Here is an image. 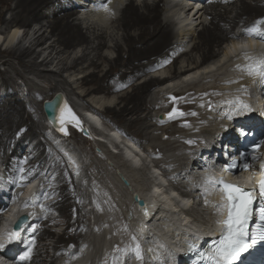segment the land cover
I'll return each mask as SVG.
<instances>
[{
    "label": "bare ground",
    "instance_id": "obj_1",
    "mask_svg": "<svg viewBox=\"0 0 264 264\" xmlns=\"http://www.w3.org/2000/svg\"><path fill=\"white\" fill-rule=\"evenodd\" d=\"M11 1L13 0H0V23L6 22L5 15L8 12V10L11 8ZM16 1L17 2H15L16 4L14 6L11 19L8 21L9 22L8 24L10 26L8 37H6L4 40V41L8 40L6 41L7 44L10 43L11 46V44L13 43L14 45V42H17L19 36L20 39L22 38L19 44L22 41L24 42V40L29 37L28 35L31 27H29L28 30L24 32V34L22 32L24 31L22 27L29 26L35 21H39L40 23L43 24L38 29V31L34 33V36L36 37L30 42V44H28V46H23L18 48L11 46L10 48H5L4 50H2V48L0 47V60H2L3 63L7 64L8 66L7 70L0 72V79H1V83L6 86L9 92L13 90L15 91L17 90L16 85L12 83V79L8 74L9 68H11L13 71H18L16 70L17 67H15L13 60H16L24 71H27L28 73H31L38 78H42L45 80L48 79L50 81L53 79V76L55 77L62 76L65 70L67 71L70 69H76L77 67H80L79 65H84L85 62H88V66L92 67L90 68L92 70L86 75H84L81 78V81H79L81 85L82 84L87 85L88 88L85 95L80 94V97L83 99L93 93L96 94V93L105 92L108 94L116 91L117 92L121 91L122 89L126 88V86L133 85L134 82L140 79V77H142L143 75H147L153 66L155 65L158 66L157 62H161V61L164 62L166 60L170 61L167 63L165 62L164 65V67H170V70H173L168 76L157 77L156 75H152L151 77L146 78L143 81L136 84L135 86H133L131 91H128L126 93L124 92L123 94L120 95V102H123V106H118V105L105 106L104 111L106 114L111 115V118H113V120H115L117 123L125 124V127L127 129L125 135H122V133H120L119 130H117L116 128L104 127L101 118L97 114V112H99L97 107L90 108L88 106L87 108H83L81 111H79V113L75 109V112L83 121L84 129L88 131V133L81 131L79 132L83 135L84 138L87 139L93 138V141L96 144V146L94 147L98 152H100L101 150L97 145L107 150L108 152L107 157L110 158L109 162L111 163V165H113L114 163V165L111 167H116L115 178L120 179V181L122 180L121 178L122 174H124L127 178H131V179H133L132 177L135 178L138 177L139 180H141V176H143L138 173H136V175L134 173H131L130 170L134 171L133 170L134 166L128 160L126 156V152H133V154L135 155L136 153L134 151L133 144H135L136 147H139L140 146L138 145L139 143H143L145 139L151 137V133L153 131L151 130V127L153 123L151 122L152 115H150V112L152 109L160 107L158 100L150 95L151 90L154 88L160 89L161 86H163V88L165 87L171 93L172 90L170 88L175 85L172 83L173 80L177 78L182 79L183 77L184 78L192 77L190 76L191 74H193L192 79L187 81L182 80L183 83H187L188 85L190 81H194L193 79L197 80L194 83L202 82L200 78V76L202 77V75L201 74L197 75L198 74L197 72L200 71V69L202 68L208 69L212 67V66L202 67V65H204L205 63L207 65V61L213 60L216 57L218 58L221 57L220 52L216 51L215 47L220 46L221 44H223V42L228 41L229 38L231 39V37L237 38L241 36L240 34H246V32L234 30L237 26L240 25V28L245 29L244 31H247V29L251 28L256 24L257 20H259L260 18H264V0H252V1L213 0L209 2L207 6H204L199 10L195 9L193 11V13L197 15V17H199V15L202 14L201 12L202 10H204V13H206L207 15L210 14L211 17L210 25H206L205 23L202 22L203 28L197 33L196 36L197 41L194 43V45H192L191 48L189 49L183 50L182 48L174 52V50L178 47V45L180 44L185 45L186 43H188L187 40L189 39V37L192 38L195 35L196 30L195 31L191 30V32H188L186 30L188 28L187 26H185L187 20L191 19L190 16L192 15L191 11L193 8H185V6H181L180 9L181 16L184 13L186 15L185 17H181L183 18L182 21L179 20V24L180 22H182L180 24V26L181 25L182 26L179 28L182 29V34L180 32V35H174L173 34L174 29L171 28L173 26L171 25V23L173 24V21L175 22V20H173L172 17L169 16H166L170 19L168 20L166 18L168 21H163V18H161L162 12L164 11L165 13L166 9L164 7L167 3V0H153V1L129 0L128 3L124 6L125 8L121 13L122 14L121 17L116 21L119 29L123 30L124 43L127 45V48L125 49L126 51L122 53L121 50L122 45L120 42H117L115 46L117 47L116 49H118V55L110 60L109 69H107L106 71L100 74L101 70H100L99 58L102 55L100 50L103 46L107 44V40H106L107 35L104 33H98L96 31L89 32L88 34V32H85L82 29L83 28L82 22L79 23L78 21H76L77 17H73L75 14L78 15V12L81 11L82 9L79 10L75 9V7L77 6L75 7L70 6L68 9H62L56 6V2L59 0H16ZM90 1L91 0H89V3ZM109 1L110 0L106 1V3H108ZM118 1L119 0L113 1L109 5L111 11L114 8V6H116V3H119ZM140 2H142L143 4ZM79 4H80L79 7H83L81 3ZM172 4L177 5V3H172ZM235 8H237V11L235 10ZM233 10L236 11L237 19H233L230 16V14H228L230 11L232 12ZM96 13H98L99 14L98 16H100V18L102 19H107L110 15V13L105 12L104 9ZM178 17H180L179 14ZM191 23L189 24L190 27L193 25ZM186 24L188 25V23ZM42 29L44 30L42 33H40ZM88 30L91 29L89 28ZM185 30L186 32H184ZM0 32H2V30ZM178 36L180 38H178ZM48 38L49 39L53 38L52 43H50L49 46L45 48V49H50L49 55L44 57L43 60L39 61L43 53V50L37 51L36 49L44 45V43H47ZM252 39L253 38H243V39L232 40L231 43L230 42L228 43L226 52L224 53L225 57H232L233 59L238 58L236 59L235 66H237L238 64L244 65L246 63L244 58L238 55V53H229L228 49L232 44L240 43L244 40L251 41ZM0 41H1V37H0ZM80 43L85 44V50L81 56L74 58L70 63H67L66 61L65 64L67 66L61 65L64 63L66 59L60 58L59 61L57 62V66H59L57 70H50L51 67L50 69L47 68L48 64L54 63L57 58V56L51 57V59L48 60V58L53 54L54 51H56V53L61 54L62 51L64 50L66 51L70 47H74L76 49L77 47L76 45ZM198 55L202 57L201 61L197 60ZM182 62H186L187 64L183 67H180L179 64H181ZM121 67H125L126 69L122 70ZM235 70L238 69L236 68ZM261 80L263 79L259 80L258 78L256 83L260 85ZM60 82L61 84H63V86L61 85L62 87L59 88H56L58 85L43 87V86H35L34 84H31L30 86L31 98H33V100L35 99L36 102H40L42 100V104H43L45 99L52 98L49 97V95H51V92L53 90H54V92L52 93L53 96L58 91H61L65 94V96L66 95L68 96L67 89L65 88V85L67 84L68 80L63 79ZM190 84L193 83L190 82ZM212 90H215V88L207 87L202 89H196L190 86V88H187L186 90H181V91L178 90L177 92H175L173 95L186 97L185 100L179 101V105L180 108L185 113H189V115L185 116L184 118L170 121L171 124H169V126L166 128L167 135L171 136V138L174 136L178 137L179 138L178 142H183V143H185V140L187 139L197 140V137L194 136L191 137L186 135L181 137L178 134V131L180 128L186 127L183 126V120H187L189 122L191 118L194 117L190 115L191 112L193 111L198 112V108L196 106L194 98H198L203 93ZM160 92H162V90H160ZM67 96L66 98L69 104L71 106H74L72 105L73 101H71V99H69ZM249 97L248 99L245 100V102L250 104L252 108H254L255 105H261L264 102V98L262 96L261 97L257 96L254 98L252 93H249ZM18 98H20L19 93L15 94L14 96H11V98H9L7 101H3L2 102L3 104H0V147L3 149L4 155H6L7 163L9 165L11 164L13 170L16 171L17 173L20 166H24L32 171L35 168V166L32 164V161H30L29 158L27 157L26 150L25 151L23 150L24 147H26L25 144H28L29 147V144L31 142L30 146L32 148L30 147V149L33 152L34 149H38L40 147V143H41L39 140L37 141L36 144L34 145L32 144V139L41 132L39 129L40 127L38 128L36 126V121L33 117V110L30 109V106L28 104L23 103L22 101H19ZM210 100L213 103H215L213 98H211ZM33 106L35 105L33 104ZM147 111L148 113L146 115H143V113ZM226 111H228V107H226L224 113ZM92 116H95L97 118L99 124H97L95 121L91 119ZM241 116L242 115L233 117V119L235 118L233 120V123L238 121ZM164 121H168L166 117ZM233 123L232 120H229V123H227L226 126V131ZM224 124H226V122ZM101 127L105 129L107 133L100 132L99 128ZM190 127L187 126L186 128H190ZM218 127H219L218 130L214 131L213 134L210 133L204 134L203 138L205 140L204 143L201 144L202 146L201 149L205 153L209 152L210 149L209 146L210 144L213 143V140L219 137L221 133L226 132L225 127L223 129H220L221 126ZM72 128L76 129L75 127ZM92 128H95L97 132L93 131ZM21 130H25V131H21ZM18 132L20 133L19 135H17ZM69 133L70 134L67 135L68 136L67 139L71 137V140L73 139L74 142L78 140L82 141L83 143L85 142V140L81 139L78 136L77 132H73V129H70ZM113 133H115L116 135L113 136ZM53 135L55 136L56 139H58L56 142H58V146L61 149V152L59 153L60 154L62 153L69 160V162L74 163L76 166V170L79 171L82 165L80 163H83L81 162L83 157L80 154V152L70 145L71 142L70 143L67 141L63 142V136L60 134V132L53 133ZM75 139L77 140L75 141ZM167 147H171L175 150L174 146L167 143L165 146H156L155 151L153 152L155 154L161 153L165 149H167ZM22 150L23 153L20 154ZM43 150L44 151L41 154L39 153L37 155L38 156L37 160L46 159L51 153L50 147L48 146H45ZM18 154H19V158L16 157V155ZM12 156H14V159H11ZM105 158L106 157H104V159ZM111 161H113V163ZM145 162L146 160L143 159L141 167L139 168L135 167L134 169L139 170V169L147 168ZM160 163L162 167H166V165H168L164 161H160ZM182 168H180V170L178 169L180 171L179 174L182 172H191V169H194L192 166L190 168H183V169ZM151 172H149V174ZM155 172L159 174L157 176L152 172V175L155 176L156 179L163 178V176H161V172L159 171V169H156ZM208 173L209 175H211L210 172ZM62 180L63 179L60 178V184L57 189L55 188L56 191L54 190L58 198L57 200H54V202L51 203H54L57 207L60 208L62 215L65 217L68 223V226L66 232H64L62 235L58 234L57 236L59 242L62 243L58 244L60 245L59 251L54 254L55 257L53 260H51V262L53 263L55 262V258H58L61 254H64L66 249L67 250L70 249L67 247L68 242H74L78 244V241L80 240L81 235L83 234V230H82L83 216H81L82 214L80 212V200H78V198H80L81 196H77L76 201L73 202L78 204L77 206L79 208V212L77 214L76 213L74 214L70 207V201L73 192L72 190H68L70 189V185L68 184L65 185L61 183ZM163 180L166 181L167 179H163ZM142 182L143 181H141V183ZM194 182L195 184H197L198 187L197 189L199 190L200 187L199 185L201 184H199V181H194ZM120 186L122 188L125 187L123 186V184H121ZM143 186L145 187L138 188L137 190H133V192L131 190V185L129 186L128 191H131V195H130L131 198L124 212V221L132 227L133 234L137 235V237L141 240L143 245L146 246L145 247L146 251H144V264H166V262L164 261L165 254L171 253V249L173 248V245L175 247L177 246L182 247L184 244L183 240L187 239L189 234L201 233L204 230H206L204 224L209 221V218H206L204 219V221H201L198 220L199 218H196L194 216L195 217L194 220L192 219V217H190L192 215L190 211H186V214L180 217V215L182 214L180 210H186V208L182 207V204H185L184 203L185 201L191 203L192 200L180 198L178 192H176L175 190L168 191L166 187L162 186L161 184H158L157 181H155L153 186L150 185L147 186L146 182ZM155 187L161 188L162 196L165 197L166 199L161 198V196L148 195V193L151 192V190ZM208 187L211 188V186ZM136 192L138 193L139 197L146 199L149 212L154 214L153 217H151V219L145 218L143 216L141 208L137 206V204L134 202L132 195ZM200 192L203 193V191ZM173 193H175L174 196L172 195ZM195 194L197 193L195 192ZM210 194L212 198L215 199L216 192L210 191ZM194 196L191 195L192 198H194ZM178 200H182L181 204H179L182 208L178 205L177 203ZM190 203H188L187 205H189ZM207 206L212 208L211 201H209V204ZM177 207H179L180 210L177 209ZM129 210L132 211L133 217L131 218L132 219L131 221H126L125 215H127V212ZM9 211H11V209ZM8 212L5 214L6 217L8 216ZM169 212H171V214H169ZM73 217L76 218L73 219ZM146 219L147 220L150 219V222L148 223V230L144 232L143 236H141L139 234V229L142 226L141 221H145ZM52 221L53 220L41 224L40 232H38L41 238H44L45 236H47L48 239L49 238L52 239L53 237L56 238V233L52 229H50L49 226V223L50 222L52 223ZM9 226L11 225L9 224ZM206 233L207 231L204 232V234ZM160 234L167 237L168 241L166 240L167 242H162L161 240H165V239L160 238L159 237ZM118 235L119 234H114L116 238ZM147 237L150 239H148ZM153 238L155 239L154 241L151 240ZM149 248H151L152 251L156 252V254L154 255L152 252L151 253L148 252L147 250ZM177 255H178V251H177ZM86 257L87 260H84L85 261L84 263H87L88 261L89 258L88 253ZM37 258L38 255L34 251L32 260L34 261ZM149 258H151V261L149 260ZM33 261H31V264ZM173 261L174 260H171V264L174 263ZM40 263L46 264L45 261H41Z\"/></svg>",
    "mask_w": 264,
    "mask_h": 264
},
{
    "label": "rangeland",
    "instance_id": "obj_2",
    "mask_svg": "<svg viewBox=\"0 0 264 264\" xmlns=\"http://www.w3.org/2000/svg\"><path fill=\"white\" fill-rule=\"evenodd\" d=\"M110 1L108 2V6L113 1H116V0H110ZM128 1L129 0H119L118 1L119 3H116V6H114V8L110 12V15L107 19L100 18V16H98L99 14L96 13V12L101 11V9H100L101 7L99 5V2H96V0H91L90 3H89V0H81V1L80 0H68V1L67 0H59L56 2V6L62 8V9H68L70 6L71 7L77 6V7H75V9H78V10L82 9L81 11L78 12V15L75 14L73 17H77L76 21H78L79 23L82 22V27H83L82 29L85 32H88V34H89V32L96 31L98 33H104L107 35V37H106L107 44L102 47L103 49L101 48V50H100L101 54L103 55V56L101 55V57L99 58L100 70H101L100 74L103 73L104 71H106L107 69H109L110 60L115 58L118 55V49H116L117 47L115 46L117 44V42H120L121 45L123 46V47L121 46L122 53H124L126 51L125 49L127 48V45L124 43V33H123V30L119 29L116 21L121 17V15H122L121 13L123 12V9L125 8L124 6L128 3ZM140 1H142V0H140ZM147 1H150V0H147ZM151 1H153V0H151ZM249 1H252V0H249ZM15 2H17V1L16 0L11 1V8L8 10V12L5 15L6 22L0 23V31L2 30V32H0V37H1L0 47L2 48V50H4L5 48H10L11 46L15 47V48L28 46V44H30V42L36 37V36H34V33L36 31H38V29L43 24V23H40L39 21H35L29 26L22 27V29H24V31H22L23 34L26 30H28L29 27H31V29L29 31V35H28L29 37L27 39H25L24 42L22 41L19 44V42L22 40V38L20 39V36L18 35L19 38H18L17 42H14V45H13V43L11 44V46H10V43L7 44L6 41H8V40H6V41H4V40L6 37H8V32L10 29L8 21L11 19V15L13 13V9H14V6L16 4ZM209 2H211V0L206 2V6H207V4H209ZM79 3H81L83 5V7H79V5H80ZM140 3H142V2H140ZM89 4H91V5H89ZM92 5H93V8H92ZM4 7H5V5H4ZM180 9H181V6H180V8L175 6V8L171 12L173 15L176 14L177 17L179 14L180 17H178V19L180 21H182L183 18H181V17H185L186 15L184 13L181 16ZM235 10L237 11V8H235ZM235 10H233L234 12L232 11L233 13L231 11L228 13V14H230V16L233 19H237ZM192 11H194V10L192 9ZM192 11H191L192 15H191V13H190L191 16L188 15V16H190L191 19L187 20V22H186V23H188V25L185 23V26H187L188 29H186V27H185V29L188 32H191V30H194V31L196 30L195 35L192 38L189 37V39L187 40L188 43H186L185 45L184 44L181 45L180 44L181 42L178 43L180 45H178V47L174 50V52H176L182 48H183V50L191 48V46L194 45V43L197 41L196 36H197V33L203 28V23H205L206 25H210V21H211L210 14L207 15L206 13H204V10H202L201 11L202 14H200L199 17H197V15H195V13H193ZM193 16H195V17H193ZM161 18H163V21L170 20L168 17H166V15H164V11L162 12ZM181 23L182 22H180V24ZM190 23L193 24L191 27L189 25ZM171 25H173V26L171 27ZM171 25H170V27L172 29H174L173 30L174 35H180V32L182 34V29H179V28H178L179 30L175 29V27H174L175 22L174 21H173V24L171 23ZM89 28L91 30H88ZM261 28H263V26ZM19 29H21V28H19ZM43 30L44 29H42L40 31V33H42ZM186 30L184 32H186ZM234 30L246 32V31H244L245 29L240 28V25L237 26ZM176 32H177V34H176ZM240 35H241L240 37L246 36V34H240ZM178 38H180V37L178 36ZM232 40H237V38L231 37V39L229 38L228 41L223 42V44H221L220 46L215 47V50L220 52L222 58L216 57L213 59L214 61L209 60V61H207V65H206V63L204 65H202V67L203 66L204 67L212 66V67L208 68L209 71H205L206 69L202 68V69H200V71L197 72L198 74L202 75V77L200 76L202 82L194 83L197 80L193 79L194 81H190L193 84H190V82H189V84L187 85V83H183V81H185V78L183 77L182 79L177 78V79L172 81V83L175 85L170 88L172 90L171 93L165 87L163 88V86H161L160 89L154 88L151 90L150 95L153 98L158 100L160 107L152 109L150 112V115H152L151 122L153 123L152 127H151V130H153L151 133V137L145 139V141L143 143H139L138 145H140L139 147H141L143 149V151L146 153L147 156H148L149 151H151V152L155 151L156 146H165L167 143H169L175 147V150L171 147H167V149H165L161 153L155 154L153 152L155 154L153 157L148 156L150 159L149 164H152V167H154V169L158 168L159 171L161 172V176L165 177L167 179L166 181L172 187H174L175 185H180L181 183H184L185 185L193 186L195 184L194 181H198V179L196 178V175L198 173L196 171V168H194L195 162H193V161L195 160L194 158H195V155L197 153L204 152L201 149L202 143H199V141L205 140L203 138L204 134H209V133L213 134L214 131L218 130V128H219L218 126H221L220 129H223L224 126H227V123H229V119H227L226 116L224 117V110L227 107V105L225 104L226 101L234 100L237 96H239L242 100L244 99L243 101H245L246 99H248L249 93H252V95L254 96L255 93L257 92V90L254 88H256V85H257L256 81L258 78L253 79L251 77H248L245 72H243L241 69L236 67L235 63H236V59H238V58L233 59L232 57H225V55H224V53L226 52V48L228 46V43L229 42L231 43ZM52 41H53V38L52 39L48 38L47 43H44V45H42L36 49L37 51L43 50V53H42L39 61L43 60L44 57L49 55L50 49H45V48L47 46H49V44L52 43ZM76 46H77L76 49L74 47H70L66 51L65 50L62 51L61 54L56 53V51H54L53 54L48 58V60H50L51 57L57 56V58H56L54 63H49L47 68L50 69V67H51L50 70H57V68L59 67V66H57V62L59 61L60 58L66 59L64 61V63L61 64L63 66V65H66L65 64L66 61H67V63H70L74 58L81 56L85 50V44L80 43V44H77ZM180 46H182V47H180ZM197 60L201 61L202 57L198 55ZM166 61L157 62L158 66L157 65L153 66L154 68L152 67V69L150 70V72H148L147 75H143L142 77H140V79L136 80V82H134L133 85H128V86H126V88L122 89L121 91H118V92L116 91V92L108 93V94L105 92L96 93V94L93 93L84 99L80 97V94L85 95L88 88H87V85H83V84L81 85V83L79 81H81V78L84 75H86L87 73H89L92 70V69H90L92 67L88 66V62H85L84 65H79L80 67H77L76 69H70L67 71L65 70L63 72V75H62L63 77L62 76H58V77L53 76V79L50 81L48 79L45 80L42 78H38L35 75L28 73L27 71H24L21 68V66L17 63V61L13 60L15 67H17L16 70H18V71H13L11 68H9L8 74L10 75V77L12 79V83L16 85L17 90L7 92L6 86L1 83V79H0V92L2 94L0 96V104H3L2 103L3 101H7L9 98H11V96H14L15 94L19 93L20 98H18V100L22 101L25 104H28L30 106V109L33 110V117L36 121V126L38 128L40 127L39 129L41 132L32 139V144L33 145L36 144L37 141H39V140L42 144L40 143V147L38 149H34V151L32 152L30 149V147H31L30 146L31 142H30L29 147H28V144H25L26 147H24L23 150L24 151L26 150L27 157L29 158L30 161H32V164L35 166L33 171H43V173L46 172L48 174V180L46 181V183L51 185V187L47 189V191L50 193L49 199L46 201V203L49 205L48 220H41L40 224H43L44 222H48L51 220H55L56 223L53 224L50 222L49 226H50V229H52L56 233V238L53 237L52 239H50V238L48 239L47 236H45L44 238H41L39 233H38V235L35 234L37 237V247L35 249V253H37L38 258L34 261L32 260L33 261L32 264H42V263H40L41 261H45L46 264H66V262H68V264H82V262H81L82 259L87 260V257L82 258L85 255H87V253L89 254L88 261H87V263H84L85 261H83V264H103L105 259H107L109 262H111L113 259L112 253H113L114 246L119 245L121 248H123L126 245L133 243L131 241V236L134 234L132 231V227L124 221V212H125L128 204H129V200L131 198L130 197L131 191H128L129 188H127V187L122 188L120 186L122 184L121 183L122 180L120 181V179L115 178L116 177L115 176L116 175V170H115L116 167H111L114 165V163H113V161H111L113 163V165H111V163L109 162L110 158L107 157V154H108L107 150L105 148H102L101 146L97 145L103 153L101 151L98 152L96 150V148L94 147V146H96V144L94 143L93 138L92 139L84 138L83 135L78 130H76L72 127L69 128V130L73 129V132H77L78 136L81 139L85 140L84 143L80 140L76 141L77 139H75L76 142H74L73 139L72 140L70 139L71 137L69 138L70 139L69 142H71L72 144H74L75 146H77L80 149L81 155L83 157V159H82L83 161L81 160V162H83V163H80V164H82L81 168H83V171L85 170V172H86V177L84 175V178L87 179V182L85 185H83L82 183H76L73 180L71 173L67 170L64 162L60 160L59 156H55L53 159H51L52 156L50 153L46 159H43V160L38 159L37 160V157H38L37 155L39 153L41 154L44 151L43 149L45 148V146L50 147V149L55 148V147L53 146V144L51 142H49V140L47 138L46 125L44 122V112H43L42 100L40 102H36L35 99L33 100V98H31V96H30L31 95V93H30L31 84H34L35 86H43V87H49L51 85L52 86L58 85L56 88H59V87L63 86V84H61L60 81L63 79H67L68 82L65 85V88L67 89L68 96L67 95L66 96L69 99H71V101H73L72 105H74V106H72V107H73L74 111L76 109L79 113V111H81L83 108H87L88 106L90 108L97 107L98 111H99V112H97V114L101 118L104 127L116 128L117 130H119L120 133H122V135H125L127 132L125 124L121 123L123 125L122 126L121 124H119L115 120H113V118H111V115L106 114L104 111L105 106H108V105L123 106V102H120V95L123 94L124 92L126 93L128 91H131L133 86H135L139 82L143 81L144 79L151 77L152 75H156L157 77L158 76H168L173 70H170V67H164ZM186 64H187L186 62H182L181 64H179V66L183 67ZM7 68H8L7 64L3 63V61L0 60V72L7 70ZM121 68H122V70L126 69L125 67H121ZM236 68L238 70H235ZM190 76L193 77V74H191ZM241 77H243V78H241ZM56 79H58V80H56ZM228 81H235V82L229 83ZM252 83H253V85H252ZM182 84H184V85H182ZM241 85L245 86V90H241ZM190 86L193 88H196V89L214 87L215 90L209 91L208 93H219L218 95H210L207 97L203 96V94H202L198 98H194L196 106L198 108L197 113H199V112L200 113L197 116H194L193 118H191V120L189 121V125L191 126V127L189 126L190 128H186V127L180 128L178 131V134L181 137L186 136V135L191 136V137H193V136L197 137V140L199 139L198 143H197V145H193V146H189L183 142H178V140H179L178 137L174 136L171 138V136L167 135L166 128L169 126V124H171V122L168 120V121H164V123L161 124L160 123L161 119H159V113L160 112H168L171 110L172 105H171L170 101L168 100L169 94L173 95L178 90L179 91L186 90L187 88H190ZM160 90H162V92H160ZM165 90H167V91H165ZM53 92H54V90L51 92V95H49V97H53V94H52ZM260 95H261V92H260ZM260 95H258V96L261 97ZM152 97H149V98H152ZM211 98H213V100L215 102V103H213L215 106V109L213 111H209L207 109V107H201L200 106L201 103H206ZM6 104H7V102H6ZM33 104L35 106H33ZM179 107H180V105H179ZM217 112H219V113H217ZM147 113H148V111L143 113V115H146ZM222 115L224 118L222 117ZM234 119H231L232 123H233ZM224 121L226 122V124H224L225 123ZM99 129H100V132L107 133L105 131V129H103L102 127ZM99 129H98V131H99ZM197 129H199V131H197ZM92 130L96 131L95 128H92ZM165 136H167L168 138L165 139L164 138ZM63 142H66V141L63 139ZM23 150L20 152V154L23 153ZM198 150H199V152H198ZM105 154H106V156H105ZM103 156L106 157L107 159L106 158L104 159ZM16 157L19 158V154L16 155ZM156 157H158V158H156ZM11 159H14V156H12ZM186 160H190V161L187 162ZM160 161H164L170 167L168 165H166V167H162ZM84 162H86L85 166H84ZM0 166L3 168L6 176L10 179L11 183H13V181H14V179H16L18 173L13 170V167L11 164L9 165L7 163L6 155H4L3 149L1 147H0ZM167 166H168V168H167ZM191 166L194 168V169H191L192 173L191 172H182L183 174L182 173L179 174L180 168H182V167L183 168H190ZM197 166H199L198 163H197ZM134 168H133L134 171L130 170L131 173H134L135 175H136V173H138V174L143 175V176H141V180H139L138 177L137 178L132 177L133 179L128 178L130 180V183H131L130 185H131L132 192H133V190H137L138 188L145 187V186H143L145 184V182H146L147 186L148 185H150V186L154 185V183H155L154 180L156 179V177L152 175V172L149 168H145V169L143 168V169H139V170L138 169L135 170ZM199 168H201V167H199ZM0 171L2 172V169H0ZM149 172H151V173L149 174ZM0 174H2V173H0ZM65 175H66V177H65ZM42 178H43V175H42ZM60 178L63 179L61 181V183L65 184V185L66 184L70 185V189H68V190H72V192H73L72 198L70 201V207H71L72 212L74 214L75 213L77 214L79 212V208L77 206L78 204L73 203V202L76 201L77 196H81L80 198H78V200H80V212L82 214L81 216H83V218H82L83 234L81 235V238L78 241V244L74 243V242H68L67 247L70 249H68V250L66 249L64 254H61L58 258H55V262L53 263V262H51V260L54 259V257H55L54 254L59 251L60 245H58V244L62 243V242H59L57 236H58V234L62 235L64 232H66L67 226H68V223H67L65 217L62 215L60 208L57 207L54 203H51V202H54V200H57V198H58V196H56V193L54 192V190L56 191V189L58 188V186L60 184ZM141 181H143V182L141 183ZM196 187H197V184H196ZM200 191H201L200 188H199V190L196 189L193 192V195H195L196 198L201 197L200 194L202 195V192H200ZM195 192L197 194H195ZM178 193H180V192L178 191ZM97 204L100 205V207L103 209V211L97 210V208H96ZM178 205H179V203H178ZM174 207H176V206H174ZM197 207H198V203L195 202L194 208H197ZM206 207H209V206H206ZM177 209H179V207H177ZM180 211L182 213L180 215V217L183 216L184 214H186V210H180ZM169 214H171V212H169ZM201 215L203 217L211 218L210 212H208V211H206L204 214H201ZM190 217H192V219L195 220V217L193 214ZM75 218L76 217H73V219H75ZM198 220L204 221V219H202V218H200ZM72 221H74V220H72ZM105 224H107L108 227H104ZM78 229H81V228H78ZM97 229H99V230L97 231ZM38 232H40V228L38 229ZM114 234H119V235L116 238L114 236ZM137 239L140 241L141 246L144 249V251H146V248H145L146 246L143 245V243L141 242V240L138 237H137ZM41 240H43V241H41ZM70 245H75V247L74 248L69 247ZM46 246H47V248H46ZM85 246L87 248H85L84 255H83V249ZM81 249H82V251H81ZM151 252L154 255L156 254V252H154V251H151ZM73 255L76 256L75 259H72ZM126 264H127V260H126ZM133 264H135V262H133Z\"/></svg>",
    "mask_w": 264,
    "mask_h": 264
},
{
    "label": "snow or ice",
    "instance_id": "obj_3",
    "mask_svg": "<svg viewBox=\"0 0 264 264\" xmlns=\"http://www.w3.org/2000/svg\"><path fill=\"white\" fill-rule=\"evenodd\" d=\"M105 12H111L108 3L103 4ZM264 18L256 21V24L247 29L246 35L253 37L251 41L244 40L240 43L232 44L228 51L229 53H238L242 56L246 63L237 65L241 68L248 77L253 79H264ZM170 62V61H166ZM205 71H209L206 69ZM199 75V74H197ZM243 78V77H241ZM192 77H185V80H190ZM234 83L235 81H228ZM241 90H245V86L241 85ZM219 93H203V96L218 95ZM186 97H180L169 94L168 100L172 107L165 114L169 121L184 118L189 115L179 107V101L185 100ZM228 111L224 113L227 119L231 120L235 116H240L252 111L250 104L243 101L239 96L234 100L226 101ZM201 107H207L209 111H213L215 106L211 100L206 103H201ZM47 108L50 111L51 122L59 125V132L63 135H69V127H75L78 131L86 132L83 127V121L74 111L67 100H63L62 105L54 100L48 102ZM58 110V114H57ZM192 116H197L198 113L193 111ZM91 119L99 124L95 116ZM160 123H164V118H161ZM183 126H190L187 120H183ZM225 130H226V126ZM25 131V130H21ZM199 131V129H197ZM238 135L243 138L252 135V133L241 127L237 130ZM20 133L18 132L17 135ZM116 134L113 133V136ZM165 139L168 137L165 136ZM185 143L189 146L197 145L196 139H187ZM199 143H204L200 140ZM251 160H256V153L264 147V141L251 144ZM135 155L133 152H126V156L130 163L139 168L144 159V152L139 147L133 144ZM147 151V150H146ZM158 151V150H157ZM155 154L148 152L149 157ZM248 152H237L236 154L225 153V161L222 165V170L231 172L233 175L248 172L252 168L249 160ZM158 158V157H156ZM26 163V161H25ZM155 175H159L153 170ZM42 174L39 171H32L24 166H20L16 179L13 181L12 190L5 197V204L0 205V216H3L5 211H8L10 205H17L8 212L5 218V226L0 230V264H31L33 254L36 249L37 237L35 233L41 227L38 221L48 220L49 205L46 201L49 199L50 193L47 191L51 185L47 184L48 174L43 173V178L37 180ZM164 183V181H158ZM211 185V188L208 187ZM27 189V192L24 191ZM210 191H215L219 200L213 204L218 219L215 223L218 225L217 235L212 238L208 247L199 250L196 243H189L188 250L196 253V258L193 264H264V207L257 209L255 207L258 198H264V162L259 165V177L254 178L253 174L239 177L234 180H226L223 176L217 178L206 177L205 186L203 188L205 206L209 204L207 196ZM258 192V195H257ZM149 196H162L160 187H155L148 193ZM173 196L175 193L172 194ZM141 205V210L145 218L153 217V213L149 209L145 201L137 197ZM187 205L188 201L184 202ZM97 210L103 211L99 204L96 205ZM258 216H255L256 213ZM256 220L255 229L252 228ZM150 220L141 221L139 234L143 236L148 230ZM56 223L55 220L52 221ZM9 224L11 226H9ZM104 227H108L107 224ZM99 229H97L98 231ZM197 239H202L198 237ZM133 243L121 248L119 245L113 248V259L109 262L104 260L103 264H144V249L137 235L131 236ZM19 245L20 250L16 255H9L11 246ZM69 247L74 248L75 245ZM86 247V246H85ZM82 251V249H81ZM151 252L152 249L147 250ZM76 256H72L75 259ZM68 264V262H66Z\"/></svg>",
    "mask_w": 264,
    "mask_h": 264
},
{
    "label": "water",
    "instance_id": "obj_4",
    "mask_svg": "<svg viewBox=\"0 0 264 264\" xmlns=\"http://www.w3.org/2000/svg\"><path fill=\"white\" fill-rule=\"evenodd\" d=\"M54 100L58 101L62 105L63 100H67V98H66V96H65V94L63 92L58 91L51 99H47V100L44 101V103H43V110H44L45 116L49 120V122H51V117H50V111L51 110H49L47 108V104H48V102H51V101H54ZM166 113L167 112H160L159 113V119H161V118H164L165 119V114ZM57 114H58V110H57ZM52 125H53V128L57 132H59V130H58L59 129L58 123L57 124H53L52 123ZM85 133H88V131L86 130ZM60 134H62V133H60ZM122 179H123V181H124V183L126 185H130V182L124 176H122ZM137 197H139V195H138V193H135L134 194V200L138 203L139 206H141L140 203H139V201L137 200ZM139 199L145 201V203H146V200L144 198L139 197Z\"/></svg>",
    "mask_w": 264,
    "mask_h": 264
},
{
    "label": "clouds",
    "instance_id": "obj_5",
    "mask_svg": "<svg viewBox=\"0 0 264 264\" xmlns=\"http://www.w3.org/2000/svg\"><path fill=\"white\" fill-rule=\"evenodd\" d=\"M174 6V5H173ZM205 6H206V4H205ZM178 8H180V6H177ZM175 8V6L174 7H172V6H166L165 5V13H164V15H166V16H169V17H172V19L173 20H175V22H176V24H175V29H178V28H180L181 26H180V24H179V19H178V17L176 16V14L175 15H173L172 14V10ZM193 12V11H192Z\"/></svg>",
    "mask_w": 264,
    "mask_h": 264
}]
</instances>
